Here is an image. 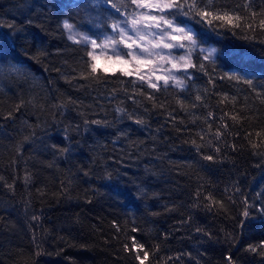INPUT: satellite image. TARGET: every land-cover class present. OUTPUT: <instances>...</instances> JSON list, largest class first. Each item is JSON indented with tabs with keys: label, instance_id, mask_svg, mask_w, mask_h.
Masks as SVG:
<instances>
[{
	"label": "trees",
	"instance_id": "16d2710c",
	"mask_svg": "<svg viewBox=\"0 0 264 264\" xmlns=\"http://www.w3.org/2000/svg\"><path fill=\"white\" fill-rule=\"evenodd\" d=\"M135 1L0 0V264H264V0H161L192 40L156 86L71 36Z\"/></svg>",
	"mask_w": 264,
	"mask_h": 264
},
{
	"label": "rangeland",
	"instance_id": "374dc122",
	"mask_svg": "<svg viewBox=\"0 0 264 264\" xmlns=\"http://www.w3.org/2000/svg\"><path fill=\"white\" fill-rule=\"evenodd\" d=\"M166 7L167 3L161 0H136L133 10L122 16L121 20H119L114 27V32L107 35L106 38L100 41L88 40L73 30H70L71 36L76 42L82 43V45L79 44L80 46L86 47L85 44H90L95 57V59H92L95 69L101 67L109 72L122 70L125 73H133L136 69L139 70L140 76L147 78L145 79L149 81V84L156 86L155 84L157 81L160 83L168 79L169 75H171L169 76L170 79L172 76L176 77V73L173 70L174 68L185 69L190 62L187 53L183 54V52L179 51L183 50L186 44L191 42L192 34L188 29L178 26L164 16L163 11ZM8 67L9 69H7L6 72L7 77L12 78L11 65H8ZM24 79H28V77L25 76ZM122 86L124 90L128 89L137 92L142 99L146 97L148 100L152 95V92H150L151 94H149V96L143 94L141 92L143 88L138 87V85H134L130 88H127L126 84ZM122 96L124 103H126L127 98H130L126 93H123ZM129 100L133 101L134 99ZM148 129L151 130V132H149L151 137L149 146L153 149L157 147V142L154 140L156 134H154V129L152 127ZM0 138H2V136ZM163 145V147L167 146L166 143H163ZM26 146L27 145H25L23 149H25ZM205 151H207V149ZM211 153L213 154L212 151ZM212 154L210 157H213ZM201 156H203V153H201ZM168 157L171 156L168 155L167 158ZM207 157L209 156L205 155L204 158ZM204 158L202 159L207 160ZM169 161L176 163V160ZM203 166H205L204 163ZM10 176L12 175L10 174ZM11 179L13 180L14 177H11ZM14 182L16 186L18 185L19 193L22 189H25V178L15 177ZM203 198H205V194H203ZM206 200H208V198ZM30 221L37 230L43 228V222L39 224L41 220L39 223L31 219ZM203 223L207 225L209 223L208 219L203 218ZM205 245L208 244H204V246ZM219 246L222 247V244L218 245V247ZM242 252L241 256L237 255L234 259H231L232 261L227 258L228 264H234L244 258V255L249 256L251 253L250 250H244ZM206 255L207 253L204 254V257ZM187 256L188 254H186V256L184 255L183 258ZM179 259L181 260V258ZM179 259L176 258L171 264H181L182 262H180ZM190 260L188 256L185 261L183 260L184 262L182 264H190ZM201 263V261H199V263L196 262V264Z\"/></svg>",
	"mask_w": 264,
	"mask_h": 264
}]
</instances>
